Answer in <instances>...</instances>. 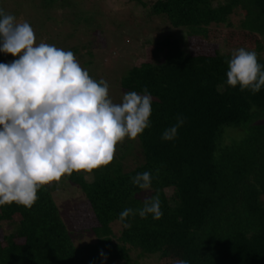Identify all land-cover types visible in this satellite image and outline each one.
<instances>
[{
    "label": "trees",
    "instance_id": "1",
    "mask_svg": "<svg viewBox=\"0 0 264 264\" xmlns=\"http://www.w3.org/2000/svg\"><path fill=\"white\" fill-rule=\"evenodd\" d=\"M56 2L44 0L42 9ZM213 2L155 0L152 4L147 17L158 19L164 29L186 30L196 50L164 35L147 59L121 74L123 94H142L145 87L151 93V126L138 136L140 164L129 169L122 162L110 164L88 173L90 179L83 172L67 177L80 188L82 210L90 218V224L76 232H91L93 239L74 242L55 202V185L48 184L38 190L31 209L15 203L0 206V264H175L181 259L189 264H264V119L256 122L264 117V88L248 94L239 86L229 87L226 61L231 53L205 49L213 34L222 30L218 33L224 37L231 31L255 35L253 48L263 52L264 0ZM249 6L257 13L242 17ZM235 16L240 22L236 27ZM83 26L78 34L88 39L92 25L84 21ZM212 27L216 32L211 33ZM99 28L107 30L103 21ZM88 54L84 52L85 65L93 61ZM14 58L0 52V63ZM257 58L264 65V57ZM178 115L185 118L184 125L174 140L163 141L162 133ZM145 171L152 174L149 190L131 183L132 177ZM250 190L256 202L248 198ZM155 195H159L161 219L136 214L125 221L128 228L118 220L121 211L140 209L146 198ZM16 213L21 219L13 223ZM243 216L249 227L239 235L233 221ZM2 220L15 224L14 231L3 232ZM113 225H119L116 233ZM16 236L23 243L16 242Z\"/></svg>",
    "mask_w": 264,
    "mask_h": 264
},
{
    "label": "clouds",
    "instance_id": "2",
    "mask_svg": "<svg viewBox=\"0 0 264 264\" xmlns=\"http://www.w3.org/2000/svg\"><path fill=\"white\" fill-rule=\"evenodd\" d=\"M0 52L15 57L0 63V206L31 209L42 186L109 165L118 144L136 140L151 126L147 87L142 94L127 91L114 103L108 82L93 79L71 50L37 43L32 26L2 8ZM226 63L229 87L253 94L264 88V65L255 51L240 47ZM184 123L178 115L161 139L174 140ZM151 182L148 171L131 178L141 190H149ZM136 214L161 219L159 195L146 198L140 209H124L118 220L128 228L125 221Z\"/></svg>",
    "mask_w": 264,
    "mask_h": 264
},
{
    "label": "rangeland",
    "instance_id": "3",
    "mask_svg": "<svg viewBox=\"0 0 264 264\" xmlns=\"http://www.w3.org/2000/svg\"><path fill=\"white\" fill-rule=\"evenodd\" d=\"M141 1L143 4L136 0H58L43 10L42 7L46 6L43 5L44 0H0V6L5 12L14 15L19 22L27 21L34 29L37 43L45 42L65 50H71L80 65L89 72L93 79H104L108 82L109 98L114 103H119L123 96L120 86L121 74L133 64L147 59L154 44H158L162 36L170 35L172 38H178L182 47L190 51L196 50V43L188 36L186 30L183 29L177 33L178 30L175 28L164 29L161 22H156L158 19L150 20L147 17L155 0ZM213 4H217L216 0ZM254 13H257L256 10L249 6L241 12V15L244 17V15L250 16ZM84 21L92 25L91 30H88V39L81 38L78 34L80 30L85 29ZM102 21L103 25L107 27L106 32L96 29L99 28ZM232 23L235 24V27L238 26L240 24L239 17H233ZM212 28L211 33L216 32L217 29ZM219 31L222 30H218L208 41V48H205L207 51L214 52L219 48L232 54L234 50L244 47L255 51L257 56L264 57V51H256L253 48L256 40L255 35L248 32L231 31L230 35L224 37L218 33ZM85 51H89L88 55L93 60L87 65L84 61ZM246 91L248 94H253ZM262 119L264 117H259L256 122L260 123L263 121ZM232 134L240 138L242 133L234 131ZM118 162H122L126 169L133 168L142 162V150L138 138L136 140L125 138L116 146L114 160L110 164ZM102 169L105 170V166ZM85 177L90 179L91 175L86 173ZM51 184L55 185L53 196L67 228L72 233L74 242L79 244L91 241L94 237L91 232H76V229L90 224L89 212L82 210L84 209L81 205L84 196L78 185L67 177ZM243 190L241 188V191ZM252 195L250 190L248 198L251 197L256 202ZM12 218L13 223L21 219L17 213ZM1 224L3 232L14 231L15 224L9 225L3 220ZM233 224L235 225L234 231L239 235L242 234L244 227L246 229L249 227V221L245 216L237 217ZM118 229L119 225H113L115 233ZM15 240L18 243H23V238L20 236H16ZM148 263L153 264L151 261Z\"/></svg>",
    "mask_w": 264,
    "mask_h": 264
}]
</instances>
